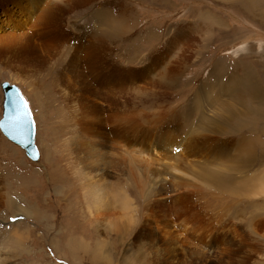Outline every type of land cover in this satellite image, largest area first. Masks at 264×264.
Wrapping results in <instances>:
<instances>
[{
  "label": "rangeland",
  "instance_id": "obj_1",
  "mask_svg": "<svg viewBox=\"0 0 264 264\" xmlns=\"http://www.w3.org/2000/svg\"><path fill=\"white\" fill-rule=\"evenodd\" d=\"M106 8L125 20L93 19ZM262 9L264 0H93L63 27L72 45L96 28L98 68H71L64 47L39 69L1 57L0 120L8 81L29 102L40 156L0 129V264H264ZM160 55L156 83L142 84ZM108 66L125 89L98 115L105 135L95 139L83 72L94 82Z\"/></svg>",
  "mask_w": 264,
  "mask_h": 264
},
{
  "label": "bare ground",
  "instance_id": "obj_2",
  "mask_svg": "<svg viewBox=\"0 0 264 264\" xmlns=\"http://www.w3.org/2000/svg\"><path fill=\"white\" fill-rule=\"evenodd\" d=\"M91 1L93 0H53V2L52 0H0V10H2L0 13V29L2 30L0 31V59H2L1 57H4L7 59L6 61L10 60L9 62H12V60H16L17 62H20L22 64L26 63V65L29 67L38 68L39 66H42L45 68V65L49 63L51 56L55 54H58L59 56L61 49L64 47V54L66 55V57H68L66 58L67 60L65 62H67V64L71 68L77 67L78 64L82 68H98V62L101 66L106 62V60L103 56L104 54L100 49V45L96 41L91 39V37H93L95 33H98L95 32L96 28L94 27L95 31L89 34L88 38H82L84 42H81L79 45H72L67 43V41L69 42L73 40V37L75 36L71 33H67L63 27L64 17L67 13L87 5ZM114 10H112V8L99 9L96 11V15H94L93 19L96 18V21L99 23L109 24L112 17H115L117 19L123 17L119 10H117V12ZM5 20H7L6 26H12V29H14V31L7 30V28L3 24ZM187 27L189 26L187 25ZM123 28L125 29L124 24ZM180 29L181 28L178 29L177 33L175 32L176 37L185 39V37L181 35ZM20 30L22 31L18 33ZM104 31H107V29L103 30V32ZM35 35L37 36L34 38L33 36ZM171 48L176 47L171 46ZM162 59L163 57L161 55L153 57L152 61L149 63V65H147L148 68H145L143 71V73H146L148 71L147 77L140 76V81L142 82V84L153 85L154 83H156V78H154L153 74H156V71L157 73L161 72L160 64L162 62ZM47 69H50V66H48ZM84 73L85 72H83L82 90L84 91L86 96L89 95V98H87V100L90 102L87 110L90 117V123L88 124V126L91 136L92 132L98 133L93 134V137L97 139L105 135L101 133V131H103L105 127L102 125V123L97 122L99 121L98 115L107 110L112 111L115 109L114 106H117L118 104L116 93H119V91L124 93L125 86L123 85V81L125 80L126 75H121L122 78H119L120 86L118 85L119 88H117L116 90V85H114V78L115 75L120 72L118 71L117 73V69L113 66L105 67L99 75H92V73H89L88 71L89 75L93 76L94 82H89V76H87L86 74L84 75ZM131 74H134L136 76L133 79H136L138 77V74L134 72ZM167 75L168 71L166 70V72L162 76L166 77ZM133 79H131V82L133 81ZM131 82L129 83V85H132ZM158 82L159 79L157 80V83ZM93 84L99 87V89H97ZM249 84L252 85L251 87H253L254 85L252 84L251 78ZM99 85L101 86V88ZM245 85H248V83ZM139 86L140 89H143L145 87H142V85ZM101 89H103V91H101ZM240 89L243 90L242 88ZM97 98L101 101L103 99L102 102H105L104 104H106V109L103 108L102 103H97ZM248 151H250V149ZM30 159L32 161H37L33 160L32 158ZM103 187L104 186H102V188ZM1 196L2 195H0V197ZM1 203H3L2 200ZM117 225L118 223L113 224V226ZM20 240L21 238H19V242H21Z\"/></svg>",
  "mask_w": 264,
  "mask_h": 264
},
{
  "label": "water",
  "instance_id": "obj_3",
  "mask_svg": "<svg viewBox=\"0 0 264 264\" xmlns=\"http://www.w3.org/2000/svg\"><path fill=\"white\" fill-rule=\"evenodd\" d=\"M1 85L4 91V114L0 120V129L12 142L24 148L30 158L38 160L40 153L36 144V124L29 102L16 84L4 81ZM21 97L28 102V114L23 115L17 121L18 113L15 101H20Z\"/></svg>",
  "mask_w": 264,
  "mask_h": 264
},
{
  "label": "snow or ice",
  "instance_id": "obj_4",
  "mask_svg": "<svg viewBox=\"0 0 264 264\" xmlns=\"http://www.w3.org/2000/svg\"><path fill=\"white\" fill-rule=\"evenodd\" d=\"M15 103L17 104V113H18L16 119L17 121H19L23 115L28 114L27 112L28 102L21 97L20 101H15Z\"/></svg>",
  "mask_w": 264,
  "mask_h": 264
},
{
  "label": "crops",
  "instance_id": "obj_5",
  "mask_svg": "<svg viewBox=\"0 0 264 264\" xmlns=\"http://www.w3.org/2000/svg\"><path fill=\"white\" fill-rule=\"evenodd\" d=\"M259 14H260V15H262V14L264 15V9H262L261 13H259Z\"/></svg>",
  "mask_w": 264,
  "mask_h": 264
}]
</instances>
